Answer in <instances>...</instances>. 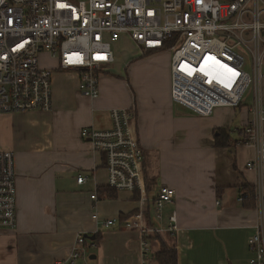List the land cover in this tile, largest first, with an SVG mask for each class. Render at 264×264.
Wrapping results in <instances>:
<instances>
[{
  "label": "crops",
  "instance_id": "0c3cea01",
  "mask_svg": "<svg viewBox=\"0 0 264 264\" xmlns=\"http://www.w3.org/2000/svg\"><path fill=\"white\" fill-rule=\"evenodd\" d=\"M140 51L125 60V70L111 68L116 55L102 67L95 99L80 92V69L61 68L57 57L44 53L41 64L52 71V109L0 116V148L15 153L18 189V224L15 230H0V264H53L69 257L79 232L92 237V245L77 264H160L156 254L161 242L177 249L178 264H251L248 240L261 216L253 202L241 203L238 195L256 179V172L246 166L255 149L238 146L230 133L234 145L217 146L216 129L231 130V119L221 112L215 115L216 110L200 116L173 102L171 57L164 86L153 85L160 97L152 91L140 96L128 73L141 59ZM163 52L146 55L154 58ZM118 86L122 90L115 95L112 89ZM133 104L147 192L155 197L163 186L176 190L162 220L156 219L154 208L148 211V223L163 227L175 212L178 230L151 235L147 260L137 230L125 229L120 221L109 228L103 225L105 218L123 221L137 214L139 195L122 190L115 199H100V188L108 186L106 154L81 136L85 126L111 128V109ZM80 175L88 176L82 184ZM94 192L96 200L91 198ZM95 213L99 221L93 219Z\"/></svg>",
  "mask_w": 264,
  "mask_h": 264
},
{
  "label": "built area",
  "instance_id": "2783aa9c",
  "mask_svg": "<svg viewBox=\"0 0 264 264\" xmlns=\"http://www.w3.org/2000/svg\"><path fill=\"white\" fill-rule=\"evenodd\" d=\"M124 35L145 54H171V98L200 116H211L221 106L240 107L253 88L252 116L237 145L256 150L246 164L256 179L238 201L253 202L260 212L248 245L250 263L264 264V0H0V116L52 109V71L41 64L44 53L57 57L61 68L80 69V92L99 97V71L115 61L113 44ZM110 113L111 128L85 126L81 136L106 154L108 186L139 192L141 207L123 221L105 218L103 225L120 221L125 229L138 230L147 260L151 235L178 230L175 212L163 227L148 223V211L154 208L162 220L176 190L163 186L149 196L137 108L114 107ZM15 166V153L0 148V230H15L18 224ZM87 179L80 175L78 183ZM91 198L98 199L97 192ZM92 216L100 220L97 213ZM90 241L79 232L69 257L53 264H77Z\"/></svg>",
  "mask_w": 264,
  "mask_h": 264
},
{
  "label": "rangeland",
  "instance_id": "374dc122",
  "mask_svg": "<svg viewBox=\"0 0 264 264\" xmlns=\"http://www.w3.org/2000/svg\"><path fill=\"white\" fill-rule=\"evenodd\" d=\"M124 37V36H123ZM113 50L115 51L116 55V62L111 65L115 71H122L125 70L127 67V62L132 56L136 55L139 52L138 47L131 41L123 38L120 41L113 44ZM168 52H163L160 56L150 58L147 57L145 53L140 51L141 59L136 60L131 64L129 68L130 73V84L134 86L135 91L142 96L149 91H152L157 97H160L159 93L155 90L154 86L159 88L164 86L165 84V76H166V69H167V62L171 57ZM132 59H135L133 57ZM131 61V60H130ZM102 69V68H101ZM100 69V70H101ZM125 78V76L123 75ZM128 80V79H127ZM127 80H125L127 82ZM154 85V86H153ZM121 86L113 87L112 93L117 95L122 89ZM264 89V83H263ZM253 88L250 90L247 98L244 100L240 107L230 109L229 107L221 106L216 108L215 115L218 112L223 113L224 118L227 116V120L231 119L230 126V136L232 139H238L240 136V129L243 128L244 123L248 120L249 117L252 116V113L249 112V109L253 106L254 95ZM120 107V106H117ZM201 119V118H200ZM203 120L206 123L205 119ZM199 124L200 122L197 121ZM256 151V150H255ZM242 160V157H239ZM155 210V209H154ZM154 216H156V211L154 212ZM163 219V218H162ZM140 236V232L137 230ZM90 239V238H89Z\"/></svg>",
  "mask_w": 264,
  "mask_h": 264
},
{
  "label": "trees",
  "instance_id": "16d2710c",
  "mask_svg": "<svg viewBox=\"0 0 264 264\" xmlns=\"http://www.w3.org/2000/svg\"><path fill=\"white\" fill-rule=\"evenodd\" d=\"M216 132L219 134L216 136V145L219 147L224 146H231L234 145L233 142H230V128L229 127H222L216 129ZM248 187H244L241 189V192L246 190ZM100 199L104 198H117V190L114 188H111L109 186L107 187H101L100 188ZM139 192L136 191V197H138ZM253 203H248L247 206L252 205ZM254 205V204H253ZM125 218V217H124ZM156 259L159 261L160 264H178V251L175 247H169L164 242H161V248L160 251L156 254Z\"/></svg>",
  "mask_w": 264,
  "mask_h": 264
},
{
  "label": "water",
  "instance_id": "95a60500",
  "mask_svg": "<svg viewBox=\"0 0 264 264\" xmlns=\"http://www.w3.org/2000/svg\"><path fill=\"white\" fill-rule=\"evenodd\" d=\"M217 134H218V133H217ZM87 237H88V238H92V237H90V236H88V235H87Z\"/></svg>",
  "mask_w": 264,
  "mask_h": 264
}]
</instances>
